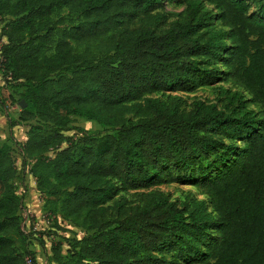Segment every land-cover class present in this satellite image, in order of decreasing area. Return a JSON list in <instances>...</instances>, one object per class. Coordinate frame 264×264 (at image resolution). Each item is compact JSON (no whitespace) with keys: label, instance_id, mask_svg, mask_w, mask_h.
Returning a JSON list of instances; mask_svg holds the SVG:
<instances>
[{"label":"trees","instance_id":"obj_1","mask_svg":"<svg viewBox=\"0 0 264 264\" xmlns=\"http://www.w3.org/2000/svg\"><path fill=\"white\" fill-rule=\"evenodd\" d=\"M165 1L183 6L175 19ZM62 8L76 18L56 30ZM0 22V74L36 120L19 152L43 213L90 231L66 255L51 244L55 264H264V0H0ZM98 40L99 57L85 47ZM220 77L247 97L219 86L220 106L184 111L146 96ZM16 177L0 144V264H37ZM172 182L206 200L155 188Z\"/></svg>","mask_w":264,"mask_h":264},{"label":"rangeland","instance_id":"obj_2","mask_svg":"<svg viewBox=\"0 0 264 264\" xmlns=\"http://www.w3.org/2000/svg\"><path fill=\"white\" fill-rule=\"evenodd\" d=\"M162 12L169 15V20L175 19V14L180 12L182 5L175 1H165ZM76 15L69 13L67 8H62L53 14V19L56 22V30L67 28L69 21L74 20ZM2 23L0 22V26ZM137 24L132 27H137ZM57 37V36H56ZM4 38L0 37V45ZM104 42L91 41L85 45L95 56L99 57L103 54ZM83 49V48H81ZM80 49V50H81ZM220 68V67H218ZM4 78L0 74V144H9L12 148V158L17 168V177L14 179V185L17 193L23 198V207L21 209V220L23 230L28 235V248L34 252L37 264H55L51 260V244L59 243L61 251L64 255L71 249L70 244L75 240L82 238L90 231H87L80 226L74 225L67 220H49L48 216L43 213L42 199L40 192L37 190L34 178L30 175L27 162L22 161L19 152L21 143L25 139V135L30 125L35 124V119L24 118L19 104L20 88L12 83H5ZM221 86L230 91H239L247 97L239 86L232 82L224 81L220 77L213 84L197 87L193 90L182 89L176 91H158L152 94H147V97L156 98L160 101L170 102L176 101L184 111H188L192 107V102L197 99L215 102L218 106L224 102V97L220 96L217 89ZM251 108H255L249 105ZM130 116V115H129ZM73 118L72 126L80 127L90 133L102 135L108 131L94 120L87 119L78 115L71 116ZM77 131L74 128L66 131L67 134H75ZM111 132V131H109ZM168 194L171 200L182 202L188 195L197 199L206 200V196L201 195L198 188L188 183H165L155 186ZM145 189H127L117 191V199L119 196L125 197L130 202H136L139 198V193ZM12 238L16 241L18 238L13 235ZM18 245V241H16Z\"/></svg>","mask_w":264,"mask_h":264},{"label":"water","instance_id":"obj_3","mask_svg":"<svg viewBox=\"0 0 264 264\" xmlns=\"http://www.w3.org/2000/svg\"><path fill=\"white\" fill-rule=\"evenodd\" d=\"M19 104H20V106H21L22 108L25 106V102H24L23 100H21V101L19 102Z\"/></svg>","mask_w":264,"mask_h":264},{"label":"crops","instance_id":"obj_4","mask_svg":"<svg viewBox=\"0 0 264 264\" xmlns=\"http://www.w3.org/2000/svg\"><path fill=\"white\" fill-rule=\"evenodd\" d=\"M2 42H4V39H3V41Z\"/></svg>","mask_w":264,"mask_h":264},{"label":"built area","instance_id":"obj_5","mask_svg":"<svg viewBox=\"0 0 264 264\" xmlns=\"http://www.w3.org/2000/svg\"><path fill=\"white\" fill-rule=\"evenodd\" d=\"M48 222V221H47Z\"/></svg>","mask_w":264,"mask_h":264}]
</instances>
